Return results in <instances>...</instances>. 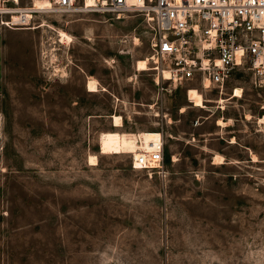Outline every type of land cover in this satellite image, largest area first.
<instances>
[{
  "label": "rangeland",
  "instance_id": "1",
  "mask_svg": "<svg viewBox=\"0 0 264 264\" xmlns=\"http://www.w3.org/2000/svg\"><path fill=\"white\" fill-rule=\"evenodd\" d=\"M34 1L18 0L37 10L13 27L33 29L0 26V264H264V89L250 71L220 94H158L140 15ZM109 131L160 132L166 175L100 153Z\"/></svg>",
  "mask_w": 264,
  "mask_h": 264
},
{
  "label": "built area",
  "instance_id": "2",
  "mask_svg": "<svg viewBox=\"0 0 264 264\" xmlns=\"http://www.w3.org/2000/svg\"><path fill=\"white\" fill-rule=\"evenodd\" d=\"M87 9L115 20L142 17L151 33L152 53L146 61L158 94L166 85L187 83L220 94L238 67L250 71L254 87L264 89V0H96L90 7L84 0H49L43 10ZM36 10L20 7L18 0H0V26H30ZM163 150L161 137L148 149L137 148L131 168L164 177Z\"/></svg>",
  "mask_w": 264,
  "mask_h": 264
},
{
  "label": "bare ground",
  "instance_id": "3",
  "mask_svg": "<svg viewBox=\"0 0 264 264\" xmlns=\"http://www.w3.org/2000/svg\"><path fill=\"white\" fill-rule=\"evenodd\" d=\"M84 1L87 7L92 6L96 2V0H84ZM34 2H35L34 4L36 8L38 9H46L49 6V0H41V1L35 0ZM25 28H28V27H25ZM205 84H207V82H205ZM191 88L199 91V89L197 88H194V87H191ZM189 91L190 89L187 90V100L188 98L191 99L189 97ZM191 100L192 101L188 100V102H193V99ZM246 118L249 119L250 117L247 116ZM120 120H121L120 126H122L121 117H120ZM259 123L264 125V116L261 119H259ZM217 125L223 128L226 126V121L219 118L217 120ZM112 126H115L113 121H112ZM120 126H115V127H120ZM160 137H161L160 132H150V131L139 132V133L109 131V132L101 133L99 136L100 153L102 154H120V153L137 154L138 153L137 148L148 149L151 144L157 143ZM215 162L222 163L223 161L221 157L216 156Z\"/></svg>",
  "mask_w": 264,
  "mask_h": 264
},
{
  "label": "crops",
  "instance_id": "4",
  "mask_svg": "<svg viewBox=\"0 0 264 264\" xmlns=\"http://www.w3.org/2000/svg\"><path fill=\"white\" fill-rule=\"evenodd\" d=\"M11 29H33V28H11ZM2 33H4L3 31H2V28H0V34H2ZM5 34L6 35H10V34H8V32H5ZM7 38V37H6ZM141 60H143V59H141ZM139 61V60H138ZM138 63V62H137ZM135 69H136V67H135ZM89 79V78H88ZM87 79V80H88ZM86 85H87V82H86ZM86 88V91H87V86L85 87ZM87 92H89V91H87ZM225 121V120H224ZM111 126H112V124H111ZM113 127V129L112 130H117V128L118 127H115V126H112ZM121 127V126H120ZM226 127V126H225ZM224 128V127H223ZM235 143H236V141H235ZM235 143H232L231 141H229V144H235ZM218 155H220V153H218ZM217 155H216V152L212 155V158H211V160H212V163H214V164H221V163H216V162H214V160H215V157H216ZM220 156H222V154L220 155ZM223 161V160H222ZM223 163V162H222Z\"/></svg>",
  "mask_w": 264,
  "mask_h": 264
}]
</instances>
